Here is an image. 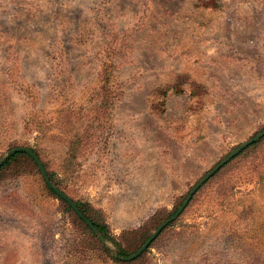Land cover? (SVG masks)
Returning <instances> with one entry per match:
<instances>
[{
  "label": "rangeland",
  "instance_id": "374dc122",
  "mask_svg": "<svg viewBox=\"0 0 264 264\" xmlns=\"http://www.w3.org/2000/svg\"><path fill=\"white\" fill-rule=\"evenodd\" d=\"M263 131L264 0H0V264H264Z\"/></svg>",
  "mask_w": 264,
  "mask_h": 264
},
{
  "label": "water",
  "instance_id": "95a60500",
  "mask_svg": "<svg viewBox=\"0 0 264 264\" xmlns=\"http://www.w3.org/2000/svg\"><path fill=\"white\" fill-rule=\"evenodd\" d=\"M264 133V131L262 132ZM260 133V134H262ZM260 134L256 135L255 138H257L258 136H260ZM251 140L246 141L240 145H238L237 147H235L228 155H226L223 159H221L216 165H214L207 173H205L196 183L195 185L192 187V189L189 191V193L187 194L186 198L184 199L182 205L180 206V208L171 216L169 217L167 220H165L161 225L158 226V228L153 231L151 233V235L148 237V239L141 245V247L132 255L126 257L128 259L134 258L135 256H137L139 253H141L144 248L148 245V243L153 239V237L157 234V232L165 225L167 224L169 221H171L172 219H174L179 212L184 208V206L186 205V203L188 202L189 198L191 197V195L196 191V189L215 171L217 170L221 165H223L226 161H228L232 156H234L235 154H237L246 144H248ZM18 150H22L25 151L27 153H29L31 155V157L35 160L36 164L38 165L45 181L47 182V184L57 193L59 194L61 197H63L70 205L71 207L87 222L88 225H90L92 227V229L95 232H99L96 227L92 224L91 221H89L81 212L80 210L77 208V206L75 205V203L67 196L65 195V193H63L60 189H58L53 183H51V181L48 178V175L39 159V157L28 147H24V146H19V147H15L11 150H9L7 152V155L11 154L14 151H18ZM5 159V157H3L0 160V164L1 162ZM102 238V236H100Z\"/></svg>",
  "mask_w": 264,
  "mask_h": 264
},
{
  "label": "trees",
  "instance_id": "16d2710c",
  "mask_svg": "<svg viewBox=\"0 0 264 264\" xmlns=\"http://www.w3.org/2000/svg\"><path fill=\"white\" fill-rule=\"evenodd\" d=\"M106 70H108V68L106 67ZM103 72H106L104 69L102 70ZM100 83L99 84H101L102 83V85L103 86H105V89H107V85H106V81H107V77L106 76H104V73H102V76L100 77ZM68 121L67 120H65V124L64 125H66V123H67ZM72 128H73V125H72ZM82 131V130H81ZM64 133H66V132H64ZM19 153H24V154H26V155H28L26 152H22V151H18V152H14V153H12L9 157H8V159L3 163V166L4 165H6V164H8L12 159H14V157H16V155L17 154H19ZM75 205L78 207H80V203L79 202H75ZM79 210H80V212L82 213V214H84V212H83V210L82 209H80L79 208ZM88 218V217H87ZM90 220V219H89ZM91 222H92V224L100 231V233L103 235V237L105 238V239H107V237H108V235L110 234V232H108V230H107V227H106V225L105 224H100V223H98V222H96V221H94V220H91ZM86 226L89 228V229H91L90 228V226L89 225H87L86 224ZM118 254L119 255H123V254H125L124 252H123V250L121 249V247H119L118 246Z\"/></svg>",
  "mask_w": 264,
  "mask_h": 264
}]
</instances>
